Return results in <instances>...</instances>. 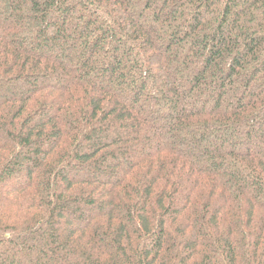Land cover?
<instances>
[{"label": "trees", "instance_id": "trees-1", "mask_svg": "<svg viewBox=\"0 0 264 264\" xmlns=\"http://www.w3.org/2000/svg\"><path fill=\"white\" fill-rule=\"evenodd\" d=\"M0 264H264V0H0Z\"/></svg>", "mask_w": 264, "mask_h": 264}]
</instances>
